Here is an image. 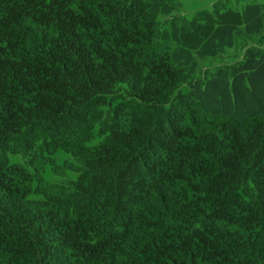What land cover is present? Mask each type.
Here are the masks:
<instances>
[{
  "label": "trees",
  "instance_id": "1",
  "mask_svg": "<svg viewBox=\"0 0 264 264\" xmlns=\"http://www.w3.org/2000/svg\"><path fill=\"white\" fill-rule=\"evenodd\" d=\"M177 11L0 0V264H264V5Z\"/></svg>",
  "mask_w": 264,
  "mask_h": 264
},
{
  "label": "rangeland",
  "instance_id": "2",
  "mask_svg": "<svg viewBox=\"0 0 264 264\" xmlns=\"http://www.w3.org/2000/svg\"><path fill=\"white\" fill-rule=\"evenodd\" d=\"M178 11L174 14L178 17H186L193 19L199 11H213L216 6L223 8H232L238 11H242L248 4H262L264 0H177ZM259 47L264 49V40ZM245 54L244 48L228 50V52L219 60H213L208 63L211 69H215L220 66L230 65L243 60ZM59 162H64L63 157H59ZM47 178L51 181H60L59 177L54 176L50 171L47 173ZM69 178L74 179L73 175H69Z\"/></svg>",
  "mask_w": 264,
  "mask_h": 264
}]
</instances>
